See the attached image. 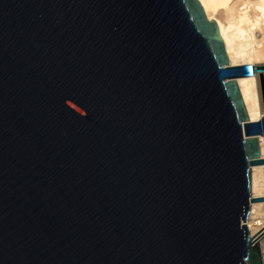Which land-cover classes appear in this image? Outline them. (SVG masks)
<instances>
[{"label":"water","instance_id":"obj_1","mask_svg":"<svg viewBox=\"0 0 264 264\" xmlns=\"http://www.w3.org/2000/svg\"><path fill=\"white\" fill-rule=\"evenodd\" d=\"M227 64L201 0H0V264H263Z\"/></svg>","mask_w":264,"mask_h":264},{"label":"bare ground","instance_id":"obj_2","mask_svg":"<svg viewBox=\"0 0 264 264\" xmlns=\"http://www.w3.org/2000/svg\"><path fill=\"white\" fill-rule=\"evenodd\" d=\"M206 16L217 23L219 32L231 64L235 67L253 64L256 69L250 76H233L237 81L248 118L244 123L264 119V0H201ZM260 144V158L264 159V133L257 134ZM252 192L264 195V165L252 167ZM255 214H264V207L258 203ZM253 215L254 217L256 215ZM251 222V220H250Z\"/></svg>","mask_w":264,"mask_h":264},{"label":"built area","instance_id":"obj_3","mask_svg":"<svg viewBox=\"0 0 264 264\" xmlns=\"http://www.w3.org/2000/svg\"><path fill=\"white\" fill-rule=\"evenodd\" d=\"M253 197H264V195L263 196L253 195ZM258 203L262 204L264 207V201L251 203L249 215L247 217L246 224L249 226V234L251 237H253L256 233H258L261 229L264 228V214L259 216L255 214V207ZM254 214L256 215L255 217L253 216ZM263 233H264V229L259 234H257L253 239L254 240L257 239L258 241H260L261 250L263 254V264H264V234Z\"/></svg>","mask_w":264,"mask_h":264}]
</instances>
